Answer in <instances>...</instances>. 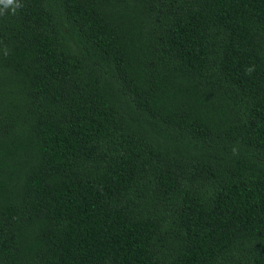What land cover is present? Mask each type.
<instances>
[{"label": "trees", "instance_id": "obj_1", "mask_svg": "<svg viewBox=\"0 0 264 264\" xmlns=\"http://www.w3.org/2000/svg\"><path fill=\"white\" fill-rule=\"evenodd\" d=\"M17 3L0 264H264V0Z\"/></svg>", "mask_w": 264, "mask_h": 264}, {"label": "clouds", "instance_id": "obj_2", "mask_svg": "<svg viewBox=\"0 0 264 264\" xmlns=\"http://www.w3.org/2000/svg\"><path fill=\"white\" fill-rule=\"evenodd\" d=\"M0 5H3L5 8L12 7L13 12H15L16 8L20 7V4L17 3V0H0ZM253 70V68L246 69L248 73H251Z\"/></svg>", "mask_w": 264, "mask_h": 264}]
</instances>
